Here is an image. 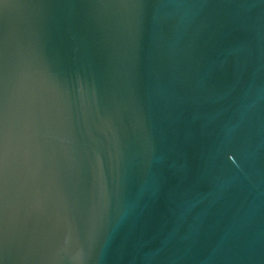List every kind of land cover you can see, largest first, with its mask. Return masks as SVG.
<instances>
[{"label":"water","instance_id":"1","mask_svg":"<svg viewBox=\"0 0 264 264\" xmlns=\"http://www.w3.org/2000/svg\"><path fill=\"white\" fill-rule=\"evenodd\" d=\"M124 13L0 2L8 222L30 227L0 260L264 264V0H160L140 40Z\"/></svg>","mask_w":264,"mask_h":264},{"label":"snow or ice","instance_id":"2","mask_svg":"<svg viewBox=\"0 0 264 264\" xmlns=\"http://www.w3.org/2000/svg\"><path fill=\"white\" fill-rule=\"evenodd\" d=\"M115 2L125 10V26L130 39L140 40L147 30L153 31L157 27L153 9L160 0H115ZM135 163L133 161H119L117 171L122 189L126 188L132 179ZM139 163L143 165L144 171L147 172V162L139 161ZM8 175L6 84L3 41L0 40V256H3L9 248L23 251L30 242V227L27 218L22 213L17 221L15 233H10L8 222ZM0 264H3L2 260H0Z\"/></svg>","mask_w":264,"mask_h":264}]
</instances>
